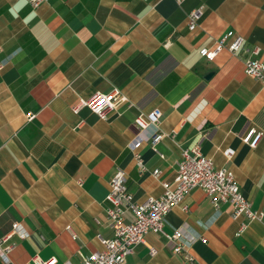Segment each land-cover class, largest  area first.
I'll return each instance as SVG.
<instances>
[{"label": "crops", "instance_id": "1", "mask_svg": "<svg viewBox=\"0 0 264 264\" xmlns=\"http://www.w3.org/2000/svg\"><path fill=\"white\" fill-rule=\"evenodd\" d=\"M201 5L190 29L187 14ZM229 30L264 60V0H48L37 8L0 0V248H9L0 264H81L113 234L112 175L126 172L137 201L159 196L182 149L198 143L234 171L263 216L234 219L230 203L214 207L194 187L164 227L182 231L195 259L149 232L125 264H264V80L245 73L242 52L223 49L212 60L200 52ZM114 88L127 100L105 117L74 110L80 98ZM156 108L165 135L139 148L141 172L130 147L135 118ZM251 127L262 131L255 147L242 139Z\"/></svg>", "mask_w": 264, "mask_h": 264}, {"label": "built area", "instance_id": "2", "mask_svg": "<svg viewBox=\"0 0 264 264\" xmlns=\"http://www.w3.org/2000/svg\"><path fill=\"white\" fill-rule=\"evenodd\" d=\"M34 8L39 7L48 0H29ZM182 1V0H179ZM203 14V6L191 9L188 16L190 29L197 26L198 20ZM223 49H228L232 53H244V71L246 74L260 80H264V60L258 56L259 46L246 44L245 37L229 30L221 37L217 38L212 46L201 48V54L212 60ZM127 100L119 88H114L109 93L95 92L87 98H80L74 106V110L79 112L83 107L90 108L100 117L115 108L117 102ZM103 101V103H101ZM162 111L158 108L148 113L140 112L135 123L139 128V133L131 141L130 147L135 152V157L140 171L146 170L139 148L144 142H149L156 148L158 142L165 133L159 128ZM150 125L155 128L148 136L141 131ZM262 135V131L256 127H251L242 137L243 141L255 147ZM224 153L230 157L234 149L227 148ZM162 156L163 154L160 153ZM161 170L155 168L153 174L158 176ZM164 191L159 196H149L143 201H137L127 184L126 172L118 169L109 179V192L106 196L108 201L107 217L110 221L113 234L110 237H101L103 247L88 255H84L81 264H125L126 257L133 251L134 246L144 241V237L149 232L161 233L169 241L174 243L173 250L177 254H182L186 261H193L194 255L189 251L190 242L184 240V235L180 229L173 232L165 230L166 215L174 205L184 201L186 196L194 187L202 188L214 207H219L221 203L232 205L231 216L234 219L245 217L248 220L258 219L263 216V211L253 208L251 201L244 195L240 184L236 180L234 171L228 167H218L211 157L206 156L200 144L182 149L181 157L177 162V173L172 180L162 181ZM187 209V205H183ZM247 222H241L240 232L246 227ZM14 230H20V224H13ZM25 236V232H21ZM9 248H0V256L8 261ZM151 252H155L152 247ZM37 264H53L54 260H42L36 257Z\"/></svg>", "mask_w": 264, "mask_h": 264}, {"label": "snow or ice", "instance_id": "3", "mask_svg": "<svg viewBox=\"0 0 264 264\" xmlns=\"http://www.w3.org/2000/svg\"><path fill=\"white\" fill-rule=\"evenodd\" d=\"M101 103H103V101H101Z\"/></svg>", "mask_w": 264, "mask_h": 264}]
</instances>
